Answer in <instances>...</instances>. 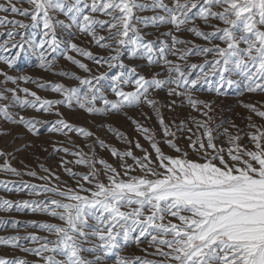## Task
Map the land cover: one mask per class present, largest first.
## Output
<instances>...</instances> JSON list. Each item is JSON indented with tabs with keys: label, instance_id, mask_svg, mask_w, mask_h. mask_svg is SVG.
I'll list each match as a JSON object with an SVG mask.
<instances>
[{
	"label": "snow or ice",
	"instance_id": "1",
	"mask_svg": "<svg viewBox=\"0 0 264 264\" xmlns=\"http://www.w3.org/2000/svg\"><path fill=\"white\" fill-rule=\"evenodd\" d=\"M148 12L152 14H143ZM0 13L5 14L0 27L11 26L0 52L17 50L14 57L0 55L8 69L31 52L44 71H54L57 59L63 58L84 73H55L76 82L66 85L12 76L0 68V119L33 137L50 123L49 133L87 139L94 133L68 122L61 106L92 116H128V109L146 106L162 130V143L175 153H166L155 132L131 116L154 158L139 142L135 147L142 157L98 140L121 161V172L94 154L53 143V152L76 157L60 165L74 186L43 165L47 175L21 171L12 166V153L0 150V173L44 181H21L29 195L44 199L0 197V211L27 209L51 218L29 222L46 235L0 236V245L34 257L0 256V264H264V103L239 102L249 113L241 128L231 120L217 122L215 100L196 95L207 91L226 96L228 89L241 85V96L264 93V0H4ZM193 57L200 59L192 62ZM21 82L59 98L41 97ZM9 83L15 87H7ZM160 92H166L165 104L157 98ZM14 108L56 119L25 116ZM164 108L190 111L166 121ZM109 131L122 136L110 126ZM8 134L0 128V136ZM28 147L32 145L26 142L16 151ZM70 163L88 171L75 172ZM12 183L0 180L8 191ZM22 239L37 246L24 247ZM144 243L147 247H141ZM132 246L141 254L129 252Z\"/></svg>",
	"mask_w": 264,
	"mask_h": 264
},
{
	"label": "rangeland",
	"instance_id": "2",
	"mask_svg": "<svg viewBox=\"0 0 264 264\" xmlns=\"http://www.w3.org/2000/svg\"><path fill=\"white\" fill-rule=\"evenodd\" d=\"M0 2H4V0H0ZM27 7V5H23ZM144 15H151L152 13H143ZM0 15H5L4 13H0ZM9 19H24L18 16H12L11 14H7ZM27 22V20H25ZM11 30L10 25H6L4 27H0V43H3L7 40L6 33ZM165 29H161L164 31ZM33 31V30H29ZM146 31L154 32V29H146ZM188 35V34H186ZM19 37H17L18 39ZM149 38L154 39L155 36H150ZM192 38V37H189ZM194 39V38H193ZM79 43V41H77ZM197 43H203V41L196 40ZM16 49H10L7 52H0V55H5L8 57H14ZM94 52L98 51L97 49H93ZM79 58V57H78ZM200 58L193 57L192 62H198ZM89 63L90 66L91 62L85 61ZM38 60L35 55L31 52H26L22 54L19 58L16 59V66L12 69H8L5 64L0 62V68L8 71L12 76H21L27 75L31 76L33 79L40 80L42 82H51L57 83L62 82L66 85H75V81H72L66 77H62L58 74L60 71H70L75 72L79 75H84L79 69H77L74 65L70 62L64 60L63 58H58L55 63L54 71H44L40 69L38 66ZM2 79V78H0ZM21 87H28L29 89L36 91L38 95L44 98L49 99H56L59 98L58 94L51 92L47 89H39L36 87L35 84L28 83L23 84L21 82ZM7 87H15L9 83ZM242 90V85L240 88L233 87L232 89H228V94L226 96L217 97L214 93H209L207 91H200L196 95H198L201 99L207 100H215L214 108L216 109L215 115L217 122L220 119L225 121H233L241 128H244L247 121L242 119L249 115L248 111L240 106V101L245 103H255L259 106V103H264V93H247L245 92L244 95H239V92ZM23 96V93H21ZM111 98V96H110ZM157 98L160 100L161 104H165L167 101L166 92H160L157 94ZM13 112H18L19 114L25 116H36L38 118L44 119L49 122L55 121L56 117L54 115H42L40 113L34 112L32 109H19L14 108L12 109ZM60 111L64 114V118L78 126L84 127L94 135L90 138L85 139L82 136H79L75 133H70L68 137L49 133L47 128L50 127V123L46 124L41 128V135L39 137H33L28 135L22 127L11 125L2 119H0V128L7 129L9 134L6 136H0V150L5 151L6 153H12L13 157H9L10 162L13 167L21 171H25V169L35 170L38 175H47L44 173L40 165L49 168L51 171L55 172L57 175L60 176V180L62 182H66L68 185H75V181L72 180L67 173L64 172L61 165V160L66 161H74L76 159L75 156L65 154L63 152L55 153L53 152L52 145L53 143H57V146H66L70 149V151L82 150L84 153H87L89 156L95 155L97 160L103 159L106 160L108 163L112 164L113 167H116L119 171H123L120 168L121 161L113 157L106 147H101L99 141H103L106 145L110 147H115L120 152L131 150L133 154L137 157H142L143 152L136 148L135 145L137 142L140 143L142 148L147 149L149 152H152L150 143L144 139V135L136 130V126L128 119V116H131L133 119L140 122L143 126L149 128L151 131L155 132V138L157 141L161 142V147L164 149L166 153L175 154L170 149L167 148L166 145L162 143L163 133L160 129L158 122L152 113V111L147 108L146 106L141 108H131L127 110L128 116H125L122 113H114L109 115H88L87 113L83 112L79 109H67L63 106L60 107ZM165 115L166 121L177 114L179 118H184L188 112L190 111L187 108H178L177 113H170L167 108L162 109ZM146 114V115H145ZM192 115H196L192 113ZM150 117V118H149ZM257 123L261 121L259 118L254 117ZM109 126L119 133L122 134L121 137H117L115 132L109 131ZM225 126H228L227 124ZM15 137H19L18 139H14ZM30 143L32 147L24 148L22 151H16V149L21 148L25 143ZM182 147H186V142L181 139L179 141ZM91 145V147H89ZM47 149V151H44ZM153 158L155 153L152 152ZM191 158H196L193 153L190 152ZM127 164H133L131 158H125ZM0 163H3V160L0 159ZM68 167L72 168L75 172H82L86 173L88 171L87 168L76 165L74 163H70L67 165ZM101 166L97 164V168ZM101 179H104L101 176ZM0 180H10L14 183L10 184L13 190L8 191L5 189L3 185H0V197L10 199L12 201H20V200H42L44 197L42 196H35L29 195V190L27 188H23L21 181H27L30 184L40 185L43 184L44 181H41L37 178L30 177L27 175L21 177L10 176L7 174L0 173ZM17 188H23L22 191H16ZM13 221H19L17 226L14 228ZM36 221L37 223L43 222H50L51 218L41 214V213H32L29 210L25 209L24 211H16L13 209L11 212H4L0 211V236L8 237L12 235H19L21 237L27 236L29 233L36 234L38 236L46 235L42 230L38 227H33L29 222ZM21 244L24 247H36V244L28 240H21ZM141 247H147V244L144 243ZM129 252L135 253L140 255V250L135 246L129 248ZM0 256H7L9 258L16 256L26 258L28 260L34 259L29 254L23 253L18 249H13L11 247H6L0 245Z\"/></svg>",
	"mask_w": 264,
	"mask_h": 264
}]
</instances>
